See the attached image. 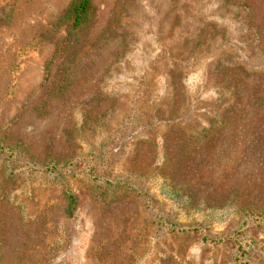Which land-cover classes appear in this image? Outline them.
Here are the masks:
<instances>
[{
  "label": "rangeland",
  "instance_id": "374dc122",
  "mask_svg": "<svg viewBox=\"0 0 264 264\" xmlns=\"http://www.w3.org/2000/svg\"><path fill=\"white\" fill-rule=\"evenodd\" d=\"M70 1L0 0V134L38 162L94 158L128 120L113 173L200 234L165 232L132 190L84 179L66 217L58 186L0 171V264H236L231 242L201 235L264 219V0H91V25L60 51ZM252 226L244 258L264 264Z\"/></svg>",
  "mask_w": 264,
  "mask_h": 264
},
{
  "label": "trees",
  "instance_id": "16d2710c",
  "mask_svg": "<svg viewBox=\"0 0 264 264\" xmlns=\"http://www.w3.org/2000/svg\"><path fill=\"white\" fill-rule=\"evenodd\" d=\"M94 6L91 0H71L62 13V19L66 23V34L61 43L60 51L68 49L71 44L84 35L91 25L94 17ZM129 121L125 120L116 127L113 133L114 137L108 138L100 146L98 156L80 157V158H57L46 159L38 162L28 153V149L20 142L7 143L4 136L0 134V171L11 181H34L38 180L44 183L55 184L59 187L65 200L64 213L66 217H70L75 209L76 197L69 190V181L75 179H84L95 186L102 192L115 190L118 188H126L132 190L143 202L145 209L150 213L153 223L165 232L170 233H192L200 234V228L183 227L180 228L168 223L160 211L153 205L145 194L143 187L138 183L139 176L131 173L118 175L113 173L108 164V157L114 153V142L118 141L120 133H126ZM96 184V185H94ZM171 199L178 200L179 193L171 189L167 191ZM229 206H231L229 204ZM218 210H210L212 215L222 216L225 213L233 215V210L225 209L221 214ZM241 219L234 221L235 231L227 237L218 239H208L201 235V241L205 244H216L223 241L231 242L234 249L236 264H248L244 258V252L247 249H253V231L251 227L264 232V219L257 217V214L250 215L248 211H243ZM249 228V229H248Z\"/></svg>",
  "mask_w": 264,
  "mask_h": 264
}]
</instances>
